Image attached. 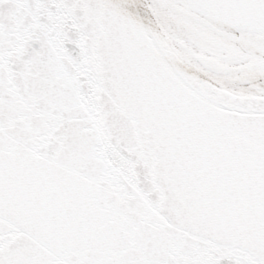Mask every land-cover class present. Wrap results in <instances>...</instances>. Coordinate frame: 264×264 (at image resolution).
<instances>
[{"label": "snow or ice", "instance_id": "6c2138e0", "mask_svg": "<svg viewBox=\"0 0 264 264\" xmlns=\"http://www.w3.org/2000/svg\"><path fill=\"white\" fill-rule=\"evenodd\" d=\"M0 264H264V0H0Z\"/></svg>", "mask_w": 264, "mask_h": 264}]
</instances>
